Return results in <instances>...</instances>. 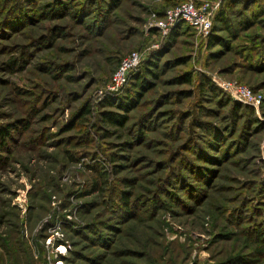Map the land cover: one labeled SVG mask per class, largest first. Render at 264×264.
Returning <instances> with one entry per match:
<instances>
[{
    "label": "rangeland",
    "instance_id": "obj_1",
    "mask_svg": "<svg viewBox=\"0 0 264 264\" xmlns=\"http://www.w3.org/2000/svg\"><path fill=\"white\" fill-rule=\"evenodd\" d=\"M182 1L0 0V264H264V0H209L212 40L155 25Z\"/></svg>",
    "mask_w": 264,
    "mask_h": 264
},
{
    "label": "built area",
    "instance_id": "obj_2",
    "mask_svg": "<svg viewBox=\"0 0 264 264\" xmlns=\"http://www.w3.org/2000/svg\"><path fill=\"white\" fill-rule=\"evenodd\" d=\"M214 18L215 7L209 0L200 3L195 0H184L177 5L167 8L164 16L159 18L155 25L164 32H169L173 26L181 21L208 35L213 28ZM143 58L144 54L139 49L126 53L114 70L108 84V89L110 91H118L127 84L132 70L141 65ZM220 84L230 91L234 97L244 102L258 104L260 100V95L258 96L253 92L251 87L244 82L223 79Z\"/></svg>",
    "mask_w": 264,
    "mask_h": 264
},
{
    "label": "trees",
    "instance_id": "obj_3",
    "mask_svg": "<svg viewBox=\"0 0 264 264\" xmlns=\"http://www.w3.org/2000/svg\"><path fill=\"white\" fill-rule=\"evenodd\" d=\"M181 24H186V23L182 22ZM216 25L217 24H215V22H214L213 28L211 30L213 32V33H211L212 34L211 40L214 38V34L216 31V27H217ZM214 29H215V31H214ZM144 65H145V69L141 68L139 66L138 68L132 70L127 84H125L118 91L114 92L113 95L107 96L105 98V104L118 105V106L122 107L123 109H126L128 107V104L133 103V99L130 97H132L134 94H132L130 90L136 91L137 94L139 93V95H137V97L142 95L143 92H141V90H139L138 87L139 86L143 87L147 84L148 78H149L147 72L156 74L154 67L152 66V65H155V60L153 58H151L148 61V63H145ZM117 66H118V64H117ZM180 78L183 81H190V79H191L190 76L187 74H183ZM133 86H135V87H133ZM120 95L121 96L125 95L126 97L122 98V97H120ZM120 99H122V100H120ZM88 111H89V108L85 106L84 112H88ZM103 119L108 121V122H112L114 124L124 125L127 122V120L129 119V116L125 112H117V111H113V110H104L103 111ZM7 131H8V129H5L4 132H2V134L5 135V133H7ZM125 203L128 204V201H125Z\"/></svg>",
    "mask_w": 264,
    "mask_h": 264
}]
</instances>
